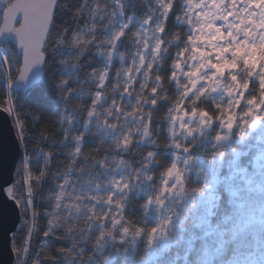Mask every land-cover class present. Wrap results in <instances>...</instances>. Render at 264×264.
<instances>
[{"label":"snow or ice","instance_id":"obj_1","mask_svg":"<svg viewBox=\"0 0 264 264\" xmlns=\"http://www.w3.org/2000/svg\"><path fill=\"white\" fill-rule=\"evenodd\" d=\"M158 2L159 15L151 11L147 13L136 31L130 27L133 16L116 19L118 15H125L127 0H111V9L107 0H91V3L83 0L77 15L86 19L71 34L67 29L62 33L55 31L57 10L63 8L60 0H18L5 11L0 40L9 41L5 39L7 34L19 44L23 56V64L16 70L19 79L6 73L9 90L16 83L29 86L40 81L46 69L44 66L53 64L52 60L46 59V53L47 45L55 38V51H58L61 66L52 74L54 91L64 104L74 98L83 106L78 110L79 119L74 118L76 113L70 108L64 107L58 121L63 138L50 141V148L60 149L67 158L74 155L76 159L71 170H58L60 174L55 180L62 183H56L55 188L49 189V194L44 197L51 210L44 213L47 220L42 235L69 241V248H61V253L69 251L71 245L82 238L94 241L97 251H102L108 226L120 223V209L124 208L126 193L137 191L142 186L141 173L158 162L153 158L154 154L147 151L142 164L135 169V175L128 171L125 160L104 173L102 180L95 171L103 164L102 161L90 170L76 172V166L83 163L80 153L93 149L99 151L95 147L94 137H100L101 143L115 144L116 147L129 146L131 138H125L124 125L132 113L127 110L124 98L129 97L131 102L137 87L141 92L146 91L150 98L152 111H149L148 117L140 116L141 120H147L149 126L154 123L152 115L165 110L161 100H168L173 105L168 109L171 120L178 121L180 129L186 130L188 135H192V127L186 121L198 118L201 125L218 119L223 128L232 130L234 123H237V108L243 113L242 123H237L241 137L245 135L244 125L255 128L258 122L264 124V0H181L182 6L179 7L176 0ZM173 17L181 27L179 30L172 29L174 38H170L169 21ZM11 20L19 23L20 27L16 28ZM129 42L135 45L136 54L131 56L132 67L127 69L128 78L124 79L125 57L121 48H125ZM93 49L94 57L104 58L103 67L92 69L86 73L84 81L78 82L84 59ZM115 57L121 62L120 69L114 65ZM141 75L146 77V82L138 79ZM83 83H89L92 87L86 90L79 86ZM164 84L176 88L172 100H169ZM108 89H111V94L106 96ZM177 97L180 98L179 103L175 102ZM135 99L138 104L149 103V100L139 96ZM205 102L210 103L206 106ZM8 103L12 104L11 99ZM211 105L215 106V112L209 110ZM94 109L101 111V116H97ZM133 111L141 113L144 110L137 106ZM132 118L135 119V116ZM33 119H37L35 114ZM17 123L23 127L22 122ZM93 127L95 132L92 131ZM74 131L77 134L73 135ZM219 138L226 139L223 136ZM90 144L93 146L89 147ZM183 150L189 151L186 146ZM55 154L52 150L45 153L44 168L38 175L33 177L31 172L28 173L26 182L32 179L36 181L35 184L28 183L29 197L36 194L40 184L51 173L50 166L54 163ZM26 163L30 164L31 158ZM163 175L180 179L175 164L167 167ZM74 176L75 182L72 181ZM133 180L136 181L135 185L132 184ZM9 183L0 169V197ZM162 185L154 197H149V204L153 200L163 204L164 196L175 187L169 186L167 179L162 181ZM7 191L12 193L13 189L8 188ZM2 203L0 201V205ZM20 203L25 213L30 205L34 207L30 198ZM37 215L34 211V223ZM54 216L65 218L63 228L53 225ZM163 223L166 225L169 221ZM160 230L158 227L151 228L149 243ZM163 230L166 232V228ZM122 231L127 232L128 229ZM142 231L138 229L137 234ZM85 232L88 233L87 237ZM107 234L112 235L111 232ZM24 264H29V261H24Z\"/></svg>","mask_w":264,"mask_h":264},{"label":"trees","instance_id":"obj_2","mask_svg":"<svg viewBox=\"0 0 264 264\" xmlns=\"http://www.w3.org/2000/svg\"><path fill=\"white\" fill-rule=\"evenodd\" d=\"M12 1L8 0L9 3ZM60 3L63 8L57 10L55 31L62 33L67 29V32L71 34L86 19L77 15V9L83 5V0H60ZM107 3L111 9V0H107ZM127 5L125 15H118L116 19L123 20L126 16H133V24L130 27L132 31H136L141 27L142 18L150 12L153 0H127ZM1 17L0 9V22ZM169 26L175 30L181 27L174 17L169 21ZM52 41L53 39L47 45L46 59L48 60H51ZM1 44L7 73L16 77L19 58L16 56L15 49L9 41L1 40ZM132 50L133 45L130 42L125 48H121V51L129 54ZM94 52L95 49L84 59L78 82L84 81L86 73H90L92 69H102L104 58L94 57ZM0 65H2L1 61ZM114 65L119 66L118 59H114ZM59 67L54 68L50 63L44 71L41 82L25 92L15 91L13 86L9 90L16 121L23 124L21 128L17 123L25 162L31 158V163H26L27 172H31L33 177L44 168L42 153L50 150L56 153L54 163L50 166L51 173L58 172L67 158L64 151L50 148V141L53 139L59 141L63 138L58 121L59 114L64 112V108L54 91L55 82L52 78L53 72H56ZM6 83L2 67L0 68V107H6V101L9 98ZM79 86L86 90L92 87L89 83ZM209 103L205 102V105ZM211 108L215 106L211 105ZM235 111L237 123H242V110L237 108ZM34 114L37 119H33ZM218 116L219 113H217ZM237 123L233 125L234 133L239 132ZM218 124L219 120L214 119L215 131L224 135L228 129L220 128ZM244 130L246 139H240L238 135H234L224 150V157L206 166L210 189L202 197L185 202L176 208L175 213H170L173 215L174 235L157 241L151 247L143 236L131 247L119 243L117 247L105 250L110 264H264V124L258 122L255 128L244 125ZM215 131L213 130L210 135H214ZM75 134L77 133L74 131L73 135ZM92 146L89 145V147ZM145 148L152 150V146L149 145ZM155 151L158 163L151 166L154 173L152 183L141 186L135 191L125 208L126 217L136 222L137 227L142 224L146 228H153L159 223L155 211L150 208L145 212L143 205L159 187L163 186L161 173L170 166L173 150L162 146ZM211 152L210 137L202 139L190 148V154L200 161L202 166L206 160L210 159ZM21 162L22 159L18 162L14 173L13 194L17 202L24 201L26 195ZM135 167H139V164ZM51 173L40 184L36 194L31 197L34 207L31 206L32 226L29 236H27L26 225L30 218L29 213L28 210L25 213L21 206V222L12 236L16 264H19L25 241H28V251L24 261H29V264H57L64 258L59 250L69 248V241L57 239L56 236L42 235V229L47 220L44 213L51 210L44 197L49 194V189L55 188L56 183H62V181L54 180ZM101 179L104 178L101 177ZM28 183L35 184L36 181L32 179ZM190 184H197V181L193 179ZM34 211L38 213L35 223ZM91 251L90 244L88 252L91 253Z\"/></svg>","mask_w":264,"mask_h":264},{"label":"clouds","instance_id":"obj_3","mask_svg":"<svg viewBox=\"0 0 264 264\" xmlns=\"http://www.w3.org/2000/svg\"><path fill=\"white\" fill-rule=\"evenodd\" d=\"M176 3L179 6L181 5V0H176ZM151 12H153L156 16L159 15V2L158 0H153V6L151 7ZM151 32V29H150ZM169 37L174 38L172 28L169 30ZM70 42V41H69ZM57 49V41L53 38L51 45V60L53 61V67L61 66L59 64L60 56ZM125 60L123 62L124 79L128 78L127 69L132 67V59L131 56H135L136 49L135 45H133V50L131 53L123 52ZM114 59H118L115 57ZM130 61V62H129ZM146 62H148L146 60ZM162 63V61L160 62ZM48 65L44 67L47 68ZM121 68V62H119V66L117 69ZM135 75V73H133ZM142 82H146V77L141 75L138 77ZM163 88L168 92L169 100H172L175 97L176 88L173 86L169 88L168 84H164ZM111 94V89H108L105 93L106 96ZM139 96L141 99L149 100V103L146 104H138L135 97ZM58 100L60 104L64 107H68L72 110V112L76 113L75 119L80 118V111L82 109V105L75 100L74 98L68 99V103L64 104V101L61 100L59 94H57ZM160 99V97H157ZM180 98H176L175 102L179 103ZM161 102L165 106V110L160 114H153L152 119L154 120L153 125L149 126L147 124V120H141L140 116L148 117L149 111H152L150 106V98L148 93L141 92L139 87L133 93V98L129 97L124 98L125 105L128 106V111L132 113L129 116L127 123L124 125L125 138H131V143L129 146L125 147L124 145H120V147H116L115 144L110 143H101L100 137H94L95 147L99 148V151L90 150L87 152L80 153V156L83 158V163L76 166L77 174L82 170H90L97 162H103L102 165L95 169L97 175L101 178L103 174L109 172L115 165H117L121 160H125L128 164V171L132 172L135 175V167L136 164L141 165L142 161L147 156V151H151L154 154V159L157 160V152L155 149L161 148L162 146L171 148L173 150V159L170 164H175L179 169L180 179L178 180L176 176L165 177L163 173H161V182L165 179L168 180L169 185H175L171 192H168L164 196V203L160 204L155 200L152 201L151 204L148 203V200L143 205L144 211L147 212L150 208L155 211L158 216L159 223L157 225L161 230L158 231L152 239V243H149V236L151 235V228H146L142 224L140 227H137V223L132 219L126 217L125 208L129 201L131 195L134 192H127V199L123 201L124 208L120 209L121 217L120 223L113 225H109L106 235L105 242L103 245L102 251H97L95 247L94 241L90 239L82 238L79 241H76L75 244L71 245L69 251L63 253V259L61 264H110L108 255L105 254V250L110 248H115L119 243H124L126 247H131L135 245V243L140 239L141 236L145 238L149 247L153 246L157 241L164 240L174 235L172 229V220L173 215L170 213H175V210L178 206L184 204L185 202L195 201L196 199L202 197L209 189V175L206 171V166L222 159L225 155V148L228 143L231 141L234 135H238L240 139H246V135L241 137L239 132L234 133L232 130H228L224 133V135L219 134V132L215 131L213 122L209 120L206 124L201 125L199 123V118L195 121L188 120L186 121L192 127V135H188L186 130H181L179 126V122H174L171 120V112L168 111L169 108L173 107V105L169 104L168 100H161ZM119 103V101H117ZM140 107L144 111L141 113H136L133 111L134 107ZM212 112H215V108L209 109ZM94 112L97 116H101V111L95 110ZM135 116V119L132 118ZM102 123V118H101ZM218 127L223 128V126L219 123ZM239 124H237V128H239ZM213 130L215 131L214 135H210ZM92 131L95 132V127L92 128ZM147 133V135L145 134ZM226 137V139H220L219 137ZM210 137V145L212 148L210 159L205 161L204 166L201 165L200 161H198L195 157L190 154V148L200 142L202 139ZM146 145L152 146V150H147L145 148ZM179 145V147L177 146ZM188 147L189 151L185 152L184 147ZM144 149L146 151H141ZM235 151V150H233ZM223 153V155H221ZM44 156L45 153H42ZM158 163V162H157ZM157 163H153L151 166H155ZM76 164L75 156L73 155L70 158H66L65 162L60 168V171H67L73 168V165ZM169 167V166H168ZM153 167L149 169H145L142 173V186L150 185L154 179V173L152 171ZM60 173L57 171L53 172V179L58 176ZM151 178V179H149ZM127 179V177H125ZM195 179L197 184H190V181ZM76 177H72V181L75 182ZM102 180V179H101ZM132 184L135 185L136 181L133 180ZM160 188V187H159ZM157 189L156 193L159 191ZM155 193V194H156ZM155 194L151 197H154ZM53 207H55V202H53ZM64 217L62 216H54L52 218V223L57 228H63ZM168 220V224H164L163 222ZM87 226V225H85ZM81 226V228L85 227ZM71 227H76L72 225ZM127 228L128 231L124 232L122 229ZM166 228V232L163 230ZM138 229H143L142 232L137 234ZM111 232L112 235H108L107 233ZM88 236V233L85 232V237ZM123 241V242H121ZM92 245L91 253L88 252V246ZM78 245V246H77Z\"/></svg>","mask_w":264,"mask_h":264},{"label":"water","instance_id":"obj_4","mask_svg":"<svg viewBox=\"0 0 264 264\" xmlns=\"http://www.w3.org/2000/svg\"><path fill=\"white\" fill-rule=\"evenodd\" d=\"M17 2L18 0H13L11 3H7V0H0V7H4L0 27H4V14L7 8L11 4H16ZM20 18L22 19V16ZM10 22L16 28L20 27L19 23H16L15 20H11ZM5 39H9V42L12 43L16 56L20 59L19 66H22L23 56L19 44L7 34ZM36 67L39 68L40 66ZM43 75L44 73L37 84L41 82ZM16 79H19L18 74L16 75ZM37 84L24 86L22 82H20L13 84V89L15 91L25 92ZM9 99L10 95L8 101ZM5 109H7V106L0 107V169L3 170L5 178L8 179L10 183L5 186L4 195L0 197V201H3L2 205H0V264H15L16 255L12 248V236L19 227L21 221V208L14 197L13 191L12 193H8L7 189H13L14 173L18 162L22 158L23 146L16 129L17 123L11 112L5 111Z\"/></svg>","mask_w":264,"mask_h":264},{"label":"rangeland","instance_id":"obj_5","mask_svg":"<svg viewBox=\"0 0 264 264\" xmlns=\"http://www.w3.org/2000/svg\"><path fill=\"white\" fill-rule=\"evenodd\" d=\"M7 3H9L8 2V0H7ZM0 9L3 11V9H4V7H0ZM3 47V46H2ZM3 50V49H2ZM2 53H3V51H2ZM1 59V62H2V67H3V72H4V74H5V76H7V74H6V72L4 71V63H5V59L4 58H0ZM7 84L8 83H6V89H7V91H8V87H7ZM6 106H7V109H11V107H10V105H9V103H8V105L6 104ZM16 129H17V132H19V129H18V125L16 126ZM24 160H22V171H23V175H24V181H25V188H26V195H25V199H31V197H29V194H28V191H27V187H28V181L26 182V178H27V176H28V173H26V169H25V164H24ZM170 186V185H169ZM19 206H20V208H21V205H20V203H19ZM28 213H29V220H28V223L26 224L27 225V227H28V230H27V236H29V233H30V231H31V226H30V224H31V205L28 207ZM26 240H28V238L26 239ZM25 249H27V247H26V241H25V243H24V246H23V248H22V252H21V255H20V259H19V264H23L24 263V259H25V254H26V252H25Z\"/></svg>","mask_w":264,"mask_h":264},{"label":"bare ground","instance_id":"obj_6","mask_svg":"<svg viewBox=\"0 0 264 264\" xmlns=\"http://www.w3.org/2000/svg\"><path fill=\"white\" fill-rule=\"evenodd\" d=\"M1 23V22H0ZM0 43H1V40H0ZM1 47V46H0ZM3 51V50H2ZM0 52H1V48H0ZM4 58V56H3V53H1V56H0V58ZM18 57V56H17ZM5 59V58H4ZM0 61H1V59H0ZM19 65H20V59H19ZM4 71L7 73V71H8V69H7V65H6V61H5V63H4ZM6 82H8V75L6 76ZM7 87H8V84H7ZM8 89H9V87H8ZM6 104H8V100L6 101ZM14 119H15V122H16V117H15V114H14V117H13ZM23 158H25V155H24V151H22V160H24ZM25 161V160H24ZM24 164H25V169H26V173H28L27 172V166H26V162H24ZM31 217H32V209H31ZM20 225V224H19ZM30 226H32V223L30 224ZM26 243H28V241H26ZM13 248V247H12ZM14 250V249H13ZM15 252V251H14ZM16 255V254H15ZM16 264V263H15Z\"/></svg>","mask_w":264,"mask_h":264},{"label":"built area","instance_id":"obj_7","mask_svg":"<svg viewBox=\"0 0 264 264\" xmlns=\"http://www.w3.org/2000/svg\"><path fill=\"white\" fill-rule=\"evenodd\" d=\"M1 46V45H0ZM1 49H2V47H0ZM1 53H2V50H1V52H0V56H1Z\"/></svg>","mask_w":264,"mask_h":264}]
</instances>
